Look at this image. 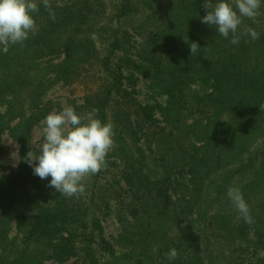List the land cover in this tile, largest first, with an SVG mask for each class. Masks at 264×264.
<instances>
[{"label":"trees","instance_id":"1","mask_svg":"<svg viewBox=\"0 0 264 264\" xmlns=\"http://www.w3.org/2000/svg\"><path fill=\"white\" fill-rule=\"evenodd\" d=\"M50 2L55 20L40 3L38 31L0 52V153L6 131L19 144L17 167L0 164V264H264V6L240 26L260 38L232 44L201 23L204 0H114L112 10L106 0ZM136 73L167 95L161 120L135 96ZM81 83L86 92L65 107L99 109L114 147L68 198L25 157L39 150L35 126L64 107L46 89ZM229 187L253 224L237 219ZM110 217L116 245L104 235Z\"/></svg>","mask_w":264,"mask_h":264},{"label":"clouds","instance_id":"2","mask_svg":"<svg viewBox=\"0 0 264 264\" xmlns=\"http://www.w3.org/2000/svg\"><path fill=\"white\" fill-rule=\"evenodd\" d=\"M40 3L55 20L50 0H0V52L7 54L11 46H23L30 34L38 31L34 14L39 13ZM262 6V0H204L206 14L201 23L214 27L226 39L231 37L232 44H238L243 36L255 41L260 33L240 26L245 18L255 22ZM189 47L191 56L200 48L196 42H190ZM98 112L99 109L93 108L86 115H79L72 106H66L62 111L49 113L41 122L43 143L37 146L38 152L28 151L25 161L40 179L51 177L47 186L60 195L79 197L85 191L84 180L107 167L106 157L114 147L115 131L112 123L95 118ZM227 197L238 213V220L249 225L255 222L238 187H229ZM166 257L175 260L177 250L171 249Z\"/></svg>","mask_w":264,"mask_h":264},{"label":"rangeland","instance_id":"3","mask_svg":"<svg viewBox=\"0 0 264 264\" xmlns=\"http://www.w3.org/2000/svg\"><path fill=\"white\" fill-rule=\"evenodd\" d=\"M113 4H114V0H106V6L108 10H112ZM102 21L103 22L99 24L97 20L93 21V23H95L93 25V28L99 29L101 28V26L104 27L105 21L104 20ZM128 23L130 25H134L136 23V20L135 19L130 20ZM125 74L126 76H129L128 72H125ZM136 74L137 76L130 77L131 84L133 85L132 87L134 88V90H136L135 96L140 101H142L144 104L156 106V109H155L156 118L161 120V116L157 112L159 111V108L157 105L159 103L164 104L165 100L167 99V95L166 94L160 95L159 93L156 92L157 90L153 88L151 77L147 76L144 73H136ZM85 87L86 86L83 83L74 84L71 86H63L62 84H57V85L54 84L46 89L44 97L46 100H49V101L51 100L55 104L60 102L65 107L67 97L69 95H76V96L84 95V93L86 92ZM0 111H4V106L0 107ZM54 111L55 110L53 109L51 113ZM41 122H39L33 130V141L36 142L37 145H40L43 143V136H42L43 125ZM2 139H3L4 148L2 152L0 153V164L5 169V172H9L13 168L17 167L18 165L19 144L7 131L3 134ZM104 228H105V231H104L105 237H107L108 240L111 239L110 241L113 242L114 240L113 237L117 235L118 229H119L118 223L116 222V218L110 217L108 218V220L104 221ZM14 233H15V230L12 231L10 235H14ZM113 243L115 244V242ZM71 263H72V260L64 264H71ZM49 264H63V263L50 261Z\"/></svg>","mask_w":264,"mask_h":264}]
</instances>
